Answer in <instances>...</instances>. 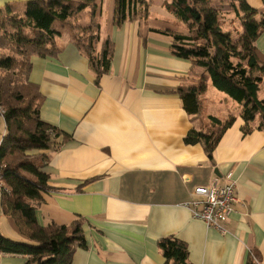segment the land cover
<instances>
[{
	"label": "crops",
	"instance_id": "crops-1",
	"mask_svg": "<svg viewBox=\"0 0 264 264\" xmlns=\"http://www.w3.org/2000/svg\"><path fill=\"white\" fill-rule=\"evenodd\" d=\"M9 1L0 0V8ZM95 2L100 25L104 4L112 11L101 36H109L113 53L98 82L72 34L56 38L53 56L32 57L29 80L43 96L40 117L72 138L50 153L44 170L55 190L37 204L38 223L85 219L86 247L75 250L71 264H164L157 240L170 235L186 243L190 264H243L249 249H257L264 264V131L254 123L243 133L239 110L211 159L202 144H186L183 138L197 126L202 106L197 115L188 114L175 89L192 86L197 68L191 73L189 60L169 52L170 39L149 31L174 30L168 24L173 18L154 21L150 5L145 22L116 27L114 0ZM77 21L85 23L86 15ZM255 46L264 56V31ZM229 171L240 202L222 234L192 217L188 202L195 185L215 176L223 183ZM0 232L31 242L1 209ZM26 259L0 252V264Z\"/></svg>",
	"mask_w": 264,
	"mask_h": 264
},
{
	"label": "trees",
	"instance_id": "trees-1",
	"mask_svg": "<svg viewBox=\"0 0 264 264\" xmlns=\"http://www.w3.org/2000/svg\"><path fill=\"white\" fill-rule=\"evenodd\" d=\"M11 1V0H10ZM9 1V2H10ZM22 15L13 12L8 2L0 8V124L4 133L0 141V173L7 187L0 194V209L17 224L19 231L31 242L13 240L0 232V252L27 256L24 264H71L77 248L86 247L83 232L85 219L75 218L70 224L48 223L42 226L36 219V206L44 193L54 191L49 174L44 170L50 153L71 140V135L48 124L40 117L43 96L38 86L29 80L33 56H53L59 50L56 38L61 26L73 29L71 42L89 60L98 82L109 70L113 42L101 36V25L95 0H22ZM264 5V0H261ZM151 0H114L113 24L135 19L145 22ZM240 29L224 30L219 11L211 0H170L167 8L187 25V33L149 27V31L170 39L169 52L189 60L190 70L202 68L210 84L241 105L239 116L242 131L255 128L264 131V99H259L264 82V56L255 46L264 31V8L251 7L246 0H231ZM86 15L85 23L78 18ZM100 48L96 50V44ZM204 78V76H203ZM200 86H178L188 114L200 109ZM212 124L208 131L192 127L184 136L186 144L200 143L209 159L223 132L235 120L208 116ZM88 181L75 187L79 191ZM164 264H190L184 241L170 235L157 240ZM243 264H262L257 249H249Z\"/></svg>",
	"mask_w": 264,
	"mask_h": 264
},
{
	"label": "rangeland",
	"instance_id": "rangeland-1",
	"mask_svg": "<svg viewBox=\"0 0 264 264\" xmlns=\"http://www.w3.org/2000/svg\"><path fill=\"white\" fill-rule=\"evenodd\" d=\"M246 2L251 7L258 9L257 8V6H259L258 1L246 0ZM8 3L13 12H18L20 13V15H22L23 10H24V3L22 0H11ZM169 3H170V0H151L150 16L153 18L154 21L156 20L158 22H161L160 21L161 17L163 18L168 17L167 20H170V17H171L173 19L169 21L168 23L169 26L170 27L172 26L171 28H173L176 31H179V32L185 31V33H187V25L183 21L176 18L173 15V13L167 8ZM211 5H213L214 7L218 9L219 23L224 30L235 31L238 28L240 29V20L235 15L232 9L231 0H211ZM161 8H164L169 13L164 14ZM259 10H262V9L259 8ZM111 13H112L111 7L108 6L107 8L106 4H104V7L102 8V17H101L102 27H105L107 25L108 20H110ZM155 24H161V23H155ZM55 25L60 29L61 36L63 38H66L72 34V29L70 26L65 25L64 27H60L61 24L58 21L55 22ZM191 82L193 83L194 86H197V87L200 86V84L205 85V88L202 91L198 92V98L202 106V109H201L202 115L196 121L197 126L195 127L197 129L208 131L211 128L212 124L210 122V119L208 118L209 114L217 116L221 120H225L229 115L234 116L240 110L241 105L238 102L231 99L225 93L217 90L210 84L208 74L202 68H197L195 72L191 75ZM258 97L259 99H264V82L260 84V88L258 91ZM257 121L258 119L256 118L254 123H257ZM2 131H3V123L1 122L0 137L2 135Z\"/></svg>",
	"mask_w": 264,
	"mask_h": 264
},
{
	"label": "built area",
	"instance_id": "built-area-1",
	"mask_svg": "<svg viewBox=\"0 0 264 264\" xmlns=\"http://www.w3.org/2000/svg\"><path fill=\"white\" fill-rule=\"evenodd\" d=\"M223 177V183H220V179L215 176L207 183L195 185L190 192L188 206L192 217L226 234V225L240 199L236 192V182L232 172H226ZM6 189L0 173V194Z\"/></svg>",
	"mask_w": 264,
	"mask_h": 264
}]
</instances>
